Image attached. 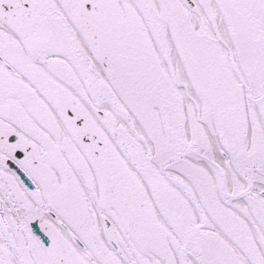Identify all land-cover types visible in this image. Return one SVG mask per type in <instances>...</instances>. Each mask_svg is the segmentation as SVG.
<instances>
[{
    "label": "snow or ice",
    "instance_id": "obj_1",
    "mask_svg": "<svg viewBox=\"0 0 264 264\" xmlns=\"http://www.w3.org/2000/svg\"><path fill=\"white\" fill-rule=\"evenodd\" d=\"M0 264H264V0H0Z\"/></svg>",
    "mask_w": 264,
    "mask_h": 264
}]
</instances>
